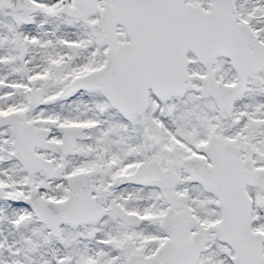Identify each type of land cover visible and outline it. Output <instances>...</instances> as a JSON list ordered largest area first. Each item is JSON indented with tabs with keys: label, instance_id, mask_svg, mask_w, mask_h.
<instances>
[{
	"label": "snow or ice",
	"instance_id": "6c2138e0",
	"mask_svg": "<svg viewBox=\"0 0 264 264\" xmlns=\"http://www.w3.org/2000/svg\"><path fill=\"white\" fill-rule=\"evenodd\" d=\"M0 264H264V0H0Z\"/></svg>",
	"mask_w": 264,
	"mask_h": 264
}]
</instances>
